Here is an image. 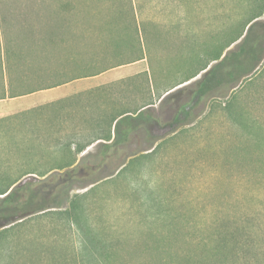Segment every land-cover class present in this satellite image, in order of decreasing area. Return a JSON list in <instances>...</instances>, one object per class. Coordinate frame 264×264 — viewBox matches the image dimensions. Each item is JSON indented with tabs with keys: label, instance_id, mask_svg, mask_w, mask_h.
<instances>
[{
	"label": "rangeland",
	"instance_id": "rangeland-1",
	"mask_svg": "<svg viewBox=\"0 0 264 264\" xmlns=\"http://www.w3.org/2000/svg\"><path fill=\"white\" fill-rule=\"evenodd\" d=\"M120 1L122 12L128 5ZM66 7V0H0V17L6 15L15 26L7 29L2 24L0 29L3 34L30 30L29 38L18 41L25 46L34 42L33 50L42 54V63L63 60L58 55L67 49L68 55L79 59L106 51V59L99 62H128L110 69L118 76L136 69L130 61L143 55L139 62L148 63L156 81L150 92L156 95L164 93L169 86L165 83L205 64L210 56L202 48L211 49L235 37L256 15L264 20V0H140L138 16L164 23L163 29L150 30L152 35L141 47L110 43L105 48L86 32L100 29V20L110 9L113 12L110 3L68 0L72 18L68 32L64 20L56 19L64 16ZM115 7L114 11L119 9ZM36 15L42 19L33 20ZM127 15V11L117 14L122 31H132L124 24ZM63 35L66 49L50 41ZM132 78L113 88L124 104L139 102L146 94L141 77ZM26 95L0 102H16ZM176 95L174 100L159 103L157 99L149 105L159 120L149 128L152 137L144 129L135 132L130 141L118 145L114 161L101 169L100 176L83 178L69 171L68 176L29 173L22 178L19 185H32L17 193L20 200L32 195L33 205L48 203L50 207L12 223L0 222V264H158L167 258L175 264H201V260L213 264L218 230L228 234L229 262L264 264V147L259 128L264 116V59L227 95L196 103L195 121L163 135L174 116L175 102L186 98V91ZM79 101L74 100L75 105H81ZM74 118L68 120V141L86 145L77 154V158L83 156L81 166L86 172L98 163V147L107 142L102 138L109 130L103 123L88 133L85 123L75 126L80 117ZM61 155V151L43 155L38 163ZM69 156L68 152V160ZM122 162L104 176L111 165Z\"/></svg>",
	"mask_w": 264,
	"mask_h": 264
},
{
	"label": "trees",
	"instance_id": "trees-1",
	"mask_svg": "<svg viewBox=\"0 0 264 264\" xmlns=\"http://www.w3.org/2000/svg\"><path fill=\"white\" fill-rule=\"evenodd\" d=\"M107 1L110 3L113 12L110 9V14L100 20V29L92 31L93 33L86 32V34L90 35L91 40L98 43H122L126 47H133L134 45L141 47L145 40L144 29H142L141 37L139 28L132 16V10L129 7L123 9L128 12L124 24L131 30H135V35L132 31H122L121 29L122 20L118 18L117 14L124 12L119 11L123 2L120 0ZM116 4L119 9L114 11ZM257 16L244 23L243 29L235 37L232 35L230 38H226L223 43L207 50L210 57L205 64L194 72L192 71L182 80H190L205 70L195 81L181 86L179 83L182 81L174 84L172 82L165 83L169 86L164 89V93L156 95L153 91L150 92V88L152 90L156 81L155 79L153 81L152 73L145 70L135 74V76L123 77L69 97L67 95L0 116V222L12 223L16 218H22L27 214L50 207L48 203L33 205L32 195H29V198L24 201L20 200L17 193L32 185L31 182L19 185L20 180L27 174L45 175L49 173V175L68 176L69 171H75L78 174L81 173L80 177L92 176L95 178L100 176L102 168L112 164L118 145L130 141L135 132L144 129L145 135L148 138L152 137L149 128L159 121L149 106L155 100L160 99L159 103L166 98L174 100L177 97L176 94L183 90L186 91V98L175 102L174 116L169 122L168 130L163 132V135L175 131L181 125L195 121L196 115L193 108L196 103L211 96L227 95L264 59V20L256 19ZM2 24L7 29L11 27L14 29L15 27L6 15L0 17V28ZM30 35L28 29L23 34L19 31L3 34L0 29V99L55 87L76 78L96 75L111 67L128 63L113 62L107 65L99 62L98 59H106L107 52L105 50L101 56L90 55L79 59L68 55V49L67 53L63 54L64 56L58 55L63 60L57 63H42L39 61L43 57L42 54L33 50L34 42L32 46H25L18 41L24 36L29 38ZM50 35L53 37V34L49 33ZM132 38L135 39L132 40ZM65 39L66 37L63 35L54 37L50 41L55 46L64 44L62 48L66 49L65 42L67 41ZM233 42L236 43L230 47ZM19 44L23 45L19 46ZM45 57L47 56L45 55ZM142 58H144L143 55L131 61ZM69 69L72 71L68 74ZM132 77H141V87L145 91L143 94H146L144 97L142 96L143 99H140L139 102L124 104L113 88L114 85L122 81L133 79ZM176 86L179 87L175 88ZM173 88L175 89L172 90ZM146 97L147 100H145ZM78 99L81 105H75L74 100ZM77 107L78 109H76ZM78 116L81 121L76 119ZM71 118L76 119L75 126H78L80 122L81 125L85 123L86 129H90L87 131L88 133L93 132L95 127H99L103 123L108 126L109 133L102 138L107 142H103L98 147L100 159L94 167H90V170L86 172L81 166L83 156L77 161V154L84 151L86 145L77 146L74 143L71 145V141H68V120ZM262 121L263 124H259V128L262 130L264 147V116ZM58 151L63 153L60 158L52 159L50 162L38 163L41 156L55 154ZM128 156L130 157V155L126 157ZM123 164L124 162L111 165L109 172L104 176L112 174ZM41 167L42 170H40ZM215 233L213 253L211 254L213 264H220V261H224L223 264H230L231 262L235 264L238 261H240L239 264H248L244 260L229 262L227 258L230 247L228 234L226 235L220 230ZM230 235L234 236V232H230ZM222 255L224 256L221 257ZM158 264H175V260L167 258ZM201 264H206V262L201 260Z\"/></svg>",
	"mask_w": 264,
	"mask_h": 264
},
{
	"label": "crops",
	"instance_id": "crops-1",
	"mask_svg": "<svg viewBox=\"0 0 264 264\" xmlns=\"http://www.w3.org/2000/svg\"><path fill=\"white\" fill-rule=\"evenodd\" d=\"M126 2H127L129 9L132 10L131 13H132V16L134 17V21H135L137 27L139 28V35L141 37H142V29H144L145 39H147L148 37H150V35H152L150 33V30H152V29H163V27L165 26L164 23L154 21L153 18L150 16H144V17L138 16L137 6H139L140 0H126ZM66 6L67 7H66V11L64 12V16L58 17L56 19L59 21L64 20L65 26L67 27L66 29L68 32V22L72 21V18L68 17V0H66ZM94 15H92V16L94 17ZM30 17H32V16H30ZM83 17H84V14L80 13L79 14V20L82 21ZM29 19H31V18H29ZM32 19L33 20H39L42 18H38L36 15V16H33ZM76 21H77V19H76ZM132 33L135 35V30L132 29ZM153 35L155 36L156 34H153ZM67 43H68V41L66 42V44ZM108 44H110V43H108V42L104 43L101 45V47H109L111 45V44L110 45H108ZM202 49L204 50V52H207L206 50H209L207 48L206 49L202 48ZM142 59L131 61V63L137 67L132 72H128L127 74L117 76L110 71V69H112L114 67L123 65V64H121V65L111 67V68L107 69L106 71L101 72V73L96 74V75L76 78V79H73L71 81H68L67 83H64V84H61V85H58L55 87L42 89V90H39L36 92L29 93L26 95V98L19 100V101H16V102H6V103L0 102V116L7 115L8 113L24 110V109L30 108L32 106L39 105V104H42V103H45L48 101H52L54 99L64 97L67 95L69 97V96H72L76 93L82 92L84 90L91 89V88L109 83V82L114 81V80H118V79L123 78V77L128 76V75L136 74V73H139V72H142L145 70L150 71L148 63H147V65H143L139 62ZM69 60L70 59L68 57V61ZM160 67L164 68L165 66L161 65ZM198 74H200V73H198ZM198 74L196 76H198ZM185 77L186 76H184L183 78L176 80L172 83L174 84V83L181 82ZM195 77H192L190 80H187V81H182L181 83H179V85L187 84V83L191 82V80ZM80 157L77 158V161L79 160Z\"/></svg>",
	"mask_w": 264,
	"mask_h": 264
}]
</instances>
